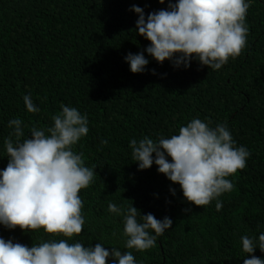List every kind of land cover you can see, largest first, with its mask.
<instances>
[{
    "label": "trees",
    "instance_id": "16d2710c",
    "mask_svg": "<svg viewBox=\"0 0 264 264\" xmlns=\"http://www.w3.org/2000/svg\"><path fill=\"white\" fill-rule=\"evenodd\" d=\"M133 5L147 16L166 9L168 0H0V170L8 163L9 120L22 121L23 140L33 126L51 127L61 104L87 116L88 134L72 147L83 153L86 167L95 166L93 181L79 192L81 234L67 238L43 228L0 224V237L28 247L60 239L85 247L102 243L109 250L131 251L135 264L264 259L258 247L247 254L241 243L243 236L258 241L264 233V0H250L246 46L219 70L196 58L187 68L167 59L157 62L145 51L150 41L138 34ZM140 52L149 63L144 72L132 73L124 57ZM25 95L39 112L27 111ZM193 118L210 121L212 128L225 124L235 146L250 152L246 167L226 177L232 190L206 206L188 202L180 185L159 173L155 163L138 170L129 147L145 136L156 141L178 135ZM217 200L223 205L219 211ZM109 203L125 211L133 204L141 215L152 213L159 220L167 216L172 226L152 248L126 249L123 216L109 212Z\"/></svg>",
    "mask_w": 264,
    "mask_h": 264
},
{
    "label": "clouds",
    "instance_id": "9594fccd",
    "mask_svg": "<svg viewBox=\"0 0 264 264\" xmlns=\"http://www.w3.org/2000/svg\"><path fill=\"white\" fill-rule=\"evenodd\" d=\"M159 3L164 4L165 0ZM249 7L250 0H168L166 9L147 16L136 5L130 10L138 14V34L150 41L145 51L157 62L162 64L167 59L175 67L187 68L196 58L201 65L219 70L229 57H238L246 46L245 19ZM124 60L132 73L144 72L149 63L143 52L128 53ZM152 72L155 74L154 69ZM23 99L28 112L40 111L30 95ZM60 107L62 111L51 117V127L45 130L33 126L30 137L23 140L22 121L16 118L8 122L13 129L4 140L8 163L0 170V224L6 228H43L48 234L67 238L82 233L85 220L79 192L93 181L95 166L86 167L83 153L77 154L72 146L88 134V119L75 107ZM210 123L193 118L170 138L154 141L145 136L139 142L131 140L129 147L138 170L155 163L157 171L178 183L184 198L196 206H206L230 192L233 184L226 177L246 167L250 152L244 146H235L225 124L212 128ZM101 143L107 145L108 141ZM170 191L175 195V189ZM222 206L217 200L216 209L219 211ZM108 211L123 216L126 249H150L157 237L172 226L169 217L159 220L152 213L141 215L133 204L125 211L109 203ZM241 243L247 254L254 253L257 247L264 252V233L258 241L243 236ZM103 245L85 247L60 239L28 247L0 237V264H108L110 257L112 264H135L131 251L122 253L119 247L109 250ZM243 264H264V259L251 255Z\"/></svg>",
    "mask_w": 264,
    "mask_h": 264
}]
</instances>
